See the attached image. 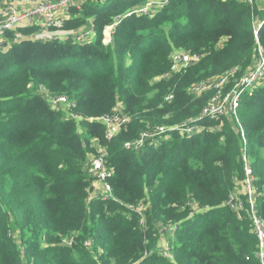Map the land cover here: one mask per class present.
<instances>
[{
    "label": "trees",
    "instance_id": "obj_1",
    "mask_svg": "<svg viewBox=\"0 0 264 264\" xmlns=\"http://www.w3.org/2000/svg\"><path fill=\"white\" fill-rule=\"evenodd\" d=\"M145 1L70 8L63 30L91 23L88 40L43 42L32 37L34 27L9 33L21 38L0 50V264H264L255 256L247 195L241 211L226 206L236 179L245 180L246 157L255 214L264 221V82L240 97L235 129L201 115L209 96L188 93L205 79L250 69L256 47H264V9L237 0H172L155 13L132 11ZM115 20L105 46L103 30ZM174 50L202 57L163 82L171 101L149 103ZM39 87L72 106L51 107ZM118 99L130 120L107 140L97 119ZM192 127L198 130L186 132ZM147 129L154 136L140 151L125 147ZM94 142L105 148L111 171L105 200L90 198L85 172ZM145 203L140 217L136 208ZM184 203L197 210L181 211ZM153 222L165 224L155 229ZM169 226L176 228L171 248H151V230L161 237Z\"/></svg>",
    "mask_w": 264,
    "mask_h": 264
},
{
    "label": "built area",
    "instance_id": "obj_2",
    "mask_svg": "<svg viewBox=\"0 0 264 264\" xmlns=\"http://www.w3.org/2000/svg\"><path fill=\"white\" fill-rule=\"evenodd\" d=\"M28 0H1L0 2V50H6L10 48L14 43L19 41L21 38L20 34H15L13 37L9 38V33L16 31L20 27H34L36 28V33L33 34V38L36 40H40L43 42L62 40L66 41L68 39H74L77 41H81L84 38L89 39L91 35L94 36L93 26L89 33L81 32V33H67L63 30V21L64 16L67 14L68 10L72 7H79L83 5L87 0H56L54 2H42L36 4L30 9L24 10L22 12H18L15 8L14 4L22 5ZM172 0H160L157 2V8L160 9L168 2ZM241 3H246L250 6L256 5V0H237ZM264 2V0H261ZM148 6H154L153 3H146L144 7L139 9L138 11H134L136 14H147L145 11ZM148 12V11H147ZM149 13V12H148ZM155 13V12H151ZM116 24L109 25L103 30V45H110L112 43V34L115 30ZM201 55L193 54L186 51L174 50L170 54V71L168 74L171 76L175 74H179L185 71L192 65L198 63L201 59ZM233 70L225 73L221 77H217L215 79L208 80L206 82H202L205 85V89L200 92H206L209 89H215L221 91L223 87H226L227 77L229 74H232ZM217 82L216 86H208L209 82ZM264 82V47L257 46L255 49V60L250 69L243 73L239 79V81L227 91L226 94L221 97V104L218 102V97L212 98L209 100L208 104L202 109L201 115L207 119L212 121L221 120L226 113V110L229 111L231 116L237 122V113L239 109V100L240 97L245 93H251L253 89L260 83ZM202 83H198L193 85L194 89H198L202 87ZM191 87V89H192ZM190 89V91H191ZM201 89V88H200ZM43 95L47 102L51 107L58 109L60 106L64 105L69 109L72 106L67 102L64 96H52L49 95L43 87H39L38 92ZM220 93V92H218ZM199 94V95H200ZM173 98L172 94L166 97V100L171 101ZM222 105V106H220ZM75 119L74 117H72ZM101 125L105 128V138L107 140H111L114 138L123 128L126 127L129 121L128 115L122 110L120 107L115 106V109L100 119H97ZM194 130H198L196 127H192L187 129L186 132H192ZM213 130V129H212ZM158 132H162L161 129H158ZM157 133V132H156ZM154 135L152 133H145L141 136V138L132 143L126 144L125 147L129 149L133 147L135 151H140V149L144 146L145 141L149 140ZM240 138L242 139L243 145L246 144L245 134L240 128ZM95 152L91 157L87 166H85L86 174L96 181L99 186V195H95V197H99L102 200L108 199L111 197V188L108 183V179L111 177V171L106 168L105 158H106V150L98 146L94 142ZM244 162V174H245V186L247 190V203L249 205V213L251 216L253 230L256 235V238L259 242L260 252L255 255L260 260L264 259V221L260 220L256 216V207L255 201L253 198L254 188L252 187L253 176L251 170L248 168V161L246 157L243 158ZM262 196H264V188L262 190ZM226 206L235 211L239 212L243 209L241 202L239 199L237 200L233 196H231L230 200L226 204ZM143 205H138L136 211L140 217H142L141 211ZM141 227H144V220L140 219ZM176 228L169 226L168 228H164L160 230V232H164L166 235L171 236L175 233ZM73 240L70 239L67 243L68 246L72 244ZM162 256L164 258H169V253L163 252Z\"/></svg>",
    "mask_w": 264,
    "mask_h": 264
},
{
    "label": "rangeland",
    "instance_id": "obj_3",
    "mask_svg": "<svg viewBox=\"0 0 264 264\" xmlns=\"http://www.w3.org/2000/svg\"><path fill=\"white\" fill-rule=\"evenodd\" d=\"M89 1H93V0H87L86 2H89ZM158 1H160V0H147V1L143 2V3H141V5H137V6L133 7L132 11L133 12L134 11H138L139 9H141L142 7H144V5H146V3H153L154 6H148L147 7V10L145 12L146 13H148V12H155L158 9L157 8L158 7L157 6V2ZM259 1L262 2L261 0H259ZM263 5L264 4H262V3H259L258 4L259 7H261ZM89 22L90 21H87L86 23L89 24ZM117 22L118 21L115 20L113 24H117ZM87 27H88V25L85 24V25L80 26L79 27L80 29L78 28L79 30H66V31L64 30V32L71 33V34H73V33H81V32L87 31L86 30ZM90 37H93V35H91ZM254 60H255V52H254V54L252 56L251 66L253 65ZM243 72H242V70L240 68L233 69V73L232 74H229L228 77H227V82H228L227 86L226 87H223V89H221V91H218V90H215V89H209L208 91L203 92V93L200 94V92L205 89V85L202 82H206L208 80L217 78L215 76V77H212V78L205 79L202 82H199V83H202L201 84L202 87H199L198 89H194L192 87L193 86L192 85L191 86L192 89L190 87L188 89V93L191 96L195 97V98H198L201 95H207V96H209L210 99H212L213 97L214 98L218 97V102L221 104V97H223V95L226 94V92L228 91V89L230 87H233L239 81V79H240V77H241V75H242ZM170 78H171V75L170 74H165V75H163L161 77L156 78L152 82V84H151V90L152 91L150 92V95L148 96V102L149 103H154V104L162 105L163 103H168L169 102V100H166V97L168 95L172 94V93H171V91H169L170 90L169 88L166 89L165 91H163V89L165 88V84L164 83L167 82ZM196 84H198V83H196ZM209 85L210 86H212V85L213 86H216L217 85V82H215V81L209 82L208 83V86ZM190 89H191V91H190ZM218 92H220V93H218ZM116 106L117 107H120L121 108V111L124 110L123 105H122V102L119 99L116 102ZM220 106H222V105H220ZM61 110L64 112L65 115H68L69 114V112L67 110H65V107H62ZM231 117L232 116L229 113V111L226 110L225 116L221 119L220 123L221 124L222 123H226L230 127H232L233 129H235L234 128V124H233V120H232ZM148 132H152V130L147 129V131L145 133H148ZM93 146H94V143H93ZM93 154L94 153L90 154V156L86 160V166L88 165V163H89L91 157L93 156ZM90 180L92 181V183H94V182L97 183L96 181H94L92 179H90ZM235 183H236V186H235V191L233 193V197L236 198L237 200L239 199V201L242 204V207H244L246 205V203H245L246 200H243V199H244L245 195H247V190H246V186H245V180L244 179L243 180L242 179H240V180L236 179V182ZM145 209H146V203L143 205L142 210H145ZM185 209H189V211L192 213V212H195L197 210V207L194 206V205L186 206V203H184V206L181 208V211L182 210H185ZM146 214H144V218H145L144 228L147 227V225H146L147 215ZM153 223H154L155 229H157V227H158L159 224H161V226H162V224H165V222H153ZM177 224L178 223H176L174 225H177ZM167 225L174 226L172 223L171 224H167ZM151 232L153 233V239L149 242V244H151L150 245L151 248H152V246H154L155 248H159L160 245H161V247H162L161 252L164 251V249L168 250L169 248H171V246L173 245V244H171V241H172L173 238H168V235H166L164 232H160L159 231V234L161 235V237L158 236L157 232H153L152 230H151ZM90 255H92V254H90ZM90 257L93 258V256H90Z\"/></svg>",
    "mask_w": 264,
    "mask_h": 264
},
{
    "label": "crops",
    "instance_id": "obj_4",
    "mask_svg": "<svg viewBox=\"0 0 264 264\" xmlns=\"http://www.w3.org/2000/svg\"><path fill=\"white\" fill-rule=\"evenodd\" d=\"M48 1H55V0H28L27 2H25L22 5H18V4H14V5H15V8H17V10L23 11V10H27V9L32 8L36 4H39V3H42V2H48ZM259 3L264 4L263 2H260L259 0H256V5L255 6L258 7L259 9H264V5L261 6V7L258 6ZM91 27H92V25L90 24L87 27V29H86L87 31H85V32L89 33L90 30H91ZM95 195L96 196L99 195V186H98L97 183L94 182V183L91 184V187H90V198H95Z\"/></svg>",
    "mask_w": 264,
    "mask_h": 264
},
{
    "label": "bare ground",
    "instance_id": "obj_5",
    "mask_svg": "<svg viewBox=\"0 0 264 264\" xmlns=\"http://www.w3.org/2000/svg\"><path fill=\"white\" fill-rule=\"evenodd\" d=\"M16 10H17V8H16ZM18 12H22V11H19V10H17ZM24 11V10H23ZM20 28H23V27H20ZM37 90H38V88H37ZM47 103V102H46Z\"/></svg>",
    "mask_w": 264,
    "mask_h": 264
}]
</instances>
